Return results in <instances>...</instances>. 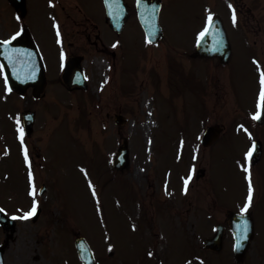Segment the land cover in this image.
<instances>
[{
    "label": "rangeland",
    "instance_id": "obj_1",
    "mask_svg": "<svg viewBox=\"0 0 264 264\" xmlns=\"http://www.w3.org/2000/svg\"><path fill=\"white\" fill-rule=\"evenodd\" d=\"M51 1L54 35L67 55L83 56L88 87L67 91L53 80L36 103L5 97L0 83V94L7 98L0 100V205L10 215L19 213L5 264H78L72 248L77 235L97 251V264H233L228 237L218 256L203 250L214 226L227 223L231 207L219 197L232 207L238 202L252 209L257 236L244 264H264V157L252 167L255 197L243 201L240 172L249 141L239 130L248 128L264 140V129L252 123L264 77V0H163L165 36L158 46L146 43L133 11L125 34L113 44L103 38V33L110 40L113 36L106 35L101 22L96 28L81 19L86 14L73 5L79 1ZM43 4L32 0L28 25L58 65L49 25L40 21L46 20ZM212 16L222 20L229 38L233 60L227 67L191 57ZM4 21H9L7 13L0 15V25ZM99 31L106 52L86 38L95 40ZM24 109L36 114L26 139L34 188L26 187L15 140L17 132L23 133ZM116 114L127 121L116 125ZM213 125L224 131L205 148L201 136ZM125 141L130 163L119 172L113 156ZM198 170L205 172L199 179ZM186 172L190 182L182 192L179 181ZM41 184L46 191L39 195ZM34 205L41 209L38 219L22 218L19 209L29 206L31 213Z\"/></svg>",
    "mask_w": 264,
    "mask_h": 264
},
{
    "label": "flooded vegetation",
    "instance_id": "obj_2",
    "mask_svg": "<svg viewBox=\"0 0 264 264\" xmlns=\"http://www.w3.org/2000/svg\"><path fill=\"white\" fill-rule=\"evenodd\" d=\"M79 1L78 3H74V9H77L81 12H84L86 15L81 18L85 23L98 28V24L95 23L99 21L107 28H110L108 21L105 17V10H104V4L102 0H76ZM125 6L127 8L128 15H130V6L129 2L127 0H124ZM62 11H66L65 7L62 8ZM28 12L26 13L25 17L27 16ZM89 14V15H88ZM23 17V18H25ZM96 20V21H95ZM44 29V28H43ZM87 40L90 39L88 35H86ZM96 42H99L100 36L96 35ZM52 47L55 49L56 52V44L53 42ZM41 52L44 56V58L47 60L46 53L43 50L42 45H40ZM72 62V60H70Z\"/></svg>",
    "mask_w": 264,
    "mask_h": 264
},
{
    "label": "water",
    "instance_id": "obj_3",
    "mask_svg": "<svg viewBox=\"0 0 264 264\" xmlns=\"http://www.w3.org/2000/svg\"><path fill=\"white\" fill-rule=\"evenodd\" d=\"M155 20H156V19L151 20L152 23H155ZM151 21H147L146 23L151 24ZM147 30L149 31L148 36L151 37V40H150V41H155L157 38H159V37L161 36V32H160L159 29H156V28H154V27H153V29H151L150 27H148ZM205 38H207V36H206ZM205 38H204V39H205ZM208 42H209V41L207 40V46H208ZM202 46H203L202 44L199 45V48H198V51H197V53H198L199 55H203V56H205V55H210V54H216V55H219V54L221 53V52H220V46H221V45H216L215 48H214V50H211V51H209V52L205 51V49L202 48ZM224 49L227 51V48H224ZM226 51H224L223 56H226ZM261 120L264 121V112H263V117L261 118ZM0 222L2 223L1 220H0Z\"/></svg>",
    "mask_w": 264,
    "mask_h": 264
},
{
    "label": "snow or ice",
    "instance_id": "obj_4",
    "mask_svg": "<svg viewBox=\"0 0 264 264\" xmlns=\"http://www.w3.org/2000/svg\"><path fill=\"white\" fill-rule=\"evenodd\" d=\"M261 83H262V86H264V77H262V80H261ZM262 95H264V87H262ZM251 199V185L249 187V200ZM247 204L245 205V209L247 208ZM35 212V205L33 206V210L31 213H29V215L31 214H34Z\"/></svg>",
    "mask_w": 264,
    "mask_h": 264
}]
</instances>
